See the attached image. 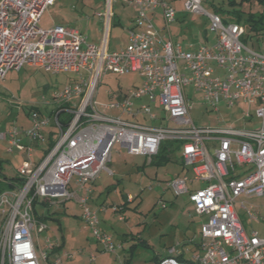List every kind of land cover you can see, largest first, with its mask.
Masks as SVG:
<instances>
[{
    "label": "built area",
    "instance_id": "1",
    "mask_svg": "<svg viewBox=\"0 0 264 264\" xmlns=\"http://www.w3.org/2000/svg\"><path fill=\"white\" fill-rule=\"evenodd\" d=\"M57 1L0 0V83L24 66L79 76L41 97L42 109L27 116L29 127L0 129L5 152L26 156L17 170L22 184L8 182L12 189L0 191V264H59L50 263L39 246L38 235L47 229L35 213L39 201L44 206L75 202L103 250H120L100 231L97 212L88 206L92 184L101 173L114 175L115 145L150 163L166 142L180 153L182 166L166 188L192 204L201 219L200 243L193 250H187L189 243L171 246L154 264H264V237L245 231L236 207L240 197H264V53L244 46L243 28L205 10L203 0L183 2L186 15L201 17L215 33L212 46L194 50H184L169 35L177 15L173 4L179 0H105L97 45L71 26L39 28L44 10ZM116 3L130 8L134 19L127 45L109 51ZM109 73H137L141 83L100 98L101 80ZM186 86L214 112L221 103L240 102L238 120L247 127H195ZM48 130L53 131L51 147L46 146ZM120 149L115 152L121 155ZM238 209L249 221L264 222L243 202ZM46 244L45 250L54 249L49 239Z\"/></svg>",
    "mask_w": 264,
    "mask_h": 264
},
{
    "label": "rangeland",
    "instance_id": "2",
    "mask_svg": "<svg viewBox=\"0 0 264 264\" xmlns=\"http://www.w3.org/2000/svg\"><path fill=\"white\" fill-rule=\"evenodd\" d=\"M183 2L184 0L174 2L177 11L176 22L168 27L174 43L180 44L184 50H190L203 43H213L215 33L210 30V25L199 16L186 15ZM212 4L222 5L224 12L219 13L221 18H228L231 23L247 31L244 23L247 14L237 21L233 15L226 13L232 8L225 0H206L203 8L213 12ZM234 9L260 14L264 10V0L243 2ZM104 12L105 0H58L44 10L38 26L42 30L51 29L55 25L71 26L86 37L87 43L97 45L102 37L103 25L100 16ZM113 13L108 33L109 51H117L127 45L126 32L134 19L133 11L119 3L113 4ZM256 20L258 21V18ZM255 25L263 26L264 17ZM158 26L160 25L157 24L156 27L160 29L161 26ZM243 44L255 51L264 52V35L247 39ZM219 74L218 71L216 75ZM78 78L75 74H51L30 66H24L19 72H9L0 83V129L29 127L27 116L35 109H42L41 97L48 96L52 91L62 90ZM140 83L141 77L137 73L123 76L109 73L101 80L99 95L102 98L107 91L124 92L139 86ZM185 93L189 98V114L195 127H247L238 120L240 102H235L233 107L221 103L218 111L214 112L194 93L192 86H186ZM44 110L52 111V108ZM254 110L252 108V115ZM156 114L159 117L162 115L158 111ZM5 148V142H0L1 192L12 189L7 183L15 185L17 170L22 161L26 160L25 153H6ZM118 149L120 147L115 145L112 151L111 169L115 173L114 178H108L101 173L94 197L88 206L97 212L100 231L110 235L114 244L122 249L116 250L115 253L105 252L91 231L86 229L81 219L80 207L75 202L44 206L39 201L34 204L35 213L47 226V229L38 235L39 246L50 263L59 260V264H154L171 246L189 243L186 248L190 250L200 243L201 219L194 214L192 204L187 196L176 197L166 188V182L182 171L180 153L173 151L167 159L160 158L152 164L144 157L127 155L123 149H120V155L115 152ZM35 159L37 160L36 156ZM194 187H198V184L195 183ZM70 188L75 189L73 182ZM101 188L104 189L100 190ZM107 188L108 192H105ZM240 202L249 210L264 216V197H240L236 204L245 231H257L260 237H264V222L249 221L245 211L238 209ZM122 203H127V208L123 212L113 213V207ZM120 217L124 220H120ZM46 239L54 246L53 250H45Z\"/></svg>",
    "mask_w": 264,
    "mask_h": 264
},
{
    "label": "trees",
    "instance_id": "3",
    "mask_svg": "<svg viewBox=\"0 0 264 264\" xmlns=\"http://www.w3.org/2000/svg\"><path fill=\"white\" fill-rule=\"evenodd\" d=\"M203 0L202 2L204 3ZM252 0H225L226 4L232 8V10L226 11V13H229L231 15H233L235 17V19L238 21L242 18L243 15L247 14V17L244 19V23L247 26V31L243 30V34L241 37V41L242 43H244L247 39L253 38V37H257L259 35H264V25L263 26H259V25H255V23H259L261 22V17H264V10L263 12H261L260 14H254L251 13L250 11H242V10H236L234 9L235 6L237 5H241L243 2H251ZM211 10L215 13H222L224 12V9L222 8V5L220 6H216L214 4L211 5ZM259 15V16H257ZM258 18V21L256 20ZM224 23H229L230 19H226V18H222ZM34 111H39V109H35ZM53 131L52 130H48L47 134H46V138H47V143L46 146L51 147L53 145ZM174 151L173 148V144L170 142H166L163 143L160 146V150L157 156H155L154 159H152V161L150 163L153 164V162L157 159H163V158H168L169 155H171V153ZM15 181L18 182L19 185L22 184V180L15 178ZM12 186V185H10ZM127 208V203H122L120 205H117L116 208L113 210V212H123L124 209ZM157 260V259H156Z\"/></svg>",
    "mask_w": 264,
    "mask_h": 264
},
{
    "label": "crops",
    "instance_id": "4",
    "mask_svg": "<svg viewBox=\"0 0 264 264\" xmlns=\"http://www.w3.org/2000/svg\"><path fill=\"white\" fill-rule=\"evenodd\" d=\"M174 5V4H173ZM177 16V15H176ZM156 22H155V24L157 25H160L161 26V22H160V19H159V17H157L156 19ZM205 21V20H204ZM176 22V21H175ZM160 26H158V27H160ZM173 41V40H172ZM174 42V41H173ZM214 42H215V40H214ZM214 42L213 43H211V44H206V43H203V44H201L200 46H207V47H209V46H212L213 44H214ZM200 46H198V47H200ZM198 47H193L192 49H190V50H194V49H197ZM248 48V47H247ZM248 49H251V48H248ZM251 50H253V49H251ZM255 51V50H254ZM259 52V51H258ZM262 53H264V52H262ZM112 162H113V160L111 159V163H110V167H111V165H112ZM181 173V172H180ZM180 173H176V174H180ZM105 174V173H104ZM101 175L102 174H100L99 175V177H97V179L95 180V182L92 184V194H91V199L94 197V194H95V189L97 188V184H98V182L100 181V179H101ZM106 175V174H105ZM175 175V174H174ZM108 178H114V176H115V173H114V175L113 176H108V175H106ZM104 188H101L100 190H103ZM108 189L109 188H107V190L105 191V192H108ZM90 199V200H91ZM92 201V200H91ZM90 202V201H89ZM116 208V206L115 207H113V210ZM113 213H118V212H113ZM122 249V248H121ZM192 250L194 249V248H191ZM123 264V263H122Z\"/></svg>",
    "mask_w": 264,
    "mask_h": 264
}]
</instances>
